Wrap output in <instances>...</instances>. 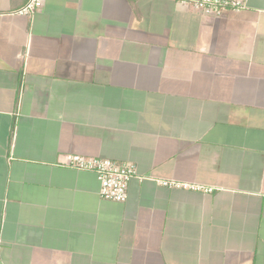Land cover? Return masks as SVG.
Instances as JSON below:
<instances>
[{
	"label": "crops",
	"instance_id": "1",
	"mask_svg": "<svg viewBox=\"0 0 264 264\" xmlns=\"http://www.w3.org/2000/svg\"><path fill=\"white\" fill-rule=\"evenodd\" d=\"M234 1L0 0V264H264V0ZM67 154L134 165L126 201Z\"/></svg>",
	"mask_w": 264,
	"mask_h": 264
},
{
	"label": "built area",
	"instance_id": "2",
	"mask_svg": "<svg viewBox=\"0 0 264 264\" xmlns=\"http://www.w3.org/2000/svg\"><path fill=\"white\" fill-rule=\"evenodd\" d=\"M184 6H190L205 16L220 17L227 10H236L240 4L234 0H175ZM44 0H28L26 5L17 11L21 16H32L43 6ZM64 167L77 171H89L96 175L99 182L98 195L102 200L124 203L127 199L130 181L136 177L134 165L130 163H117L115 161L84 157L77 154H67L64 157ZM164 186L176 189H199L175 183H161ZM208 192L210 190H204Z\"/></svg>",
	"mask_w": 264,
	"mask_h": 264
}]
</instances>
